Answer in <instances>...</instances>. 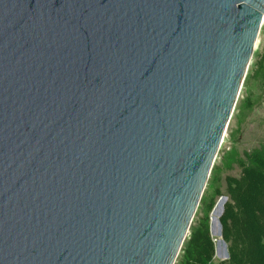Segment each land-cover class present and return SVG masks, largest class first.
Instances as JSON below:
<instances>
[{"label":"water","instance_id":"95a60500","mask_svg":"<svg viewBox=\"0 0 264 264\" xmlns=\"http://www.w3.org/2000/svg\"><path fill=\"white\" fill-rule=\"evenodd\" d=\"M263 20L264 0H0V264H176Z\"/></svg>","mask_w":264,"mask_h":264},{"label":"trees","instance_id":"16d2710c","mask_svg":"<svg viewBox=\"0 0 264 264\" xmlns=\"http://www.w3.org/2000/svg\"><path fill=\"white\" fill-rule=\"evenodd\" d=\"M264 77V61L261 63ZM248 109L252 108L250 102ZM227 168L238 165L239 177L226 178L228 201L220 218L222 237L229 259L219 264H264V143L243 157L231 155ZM216 190L205 205L204 216L194 226L182 250L178 264H212L215 244L210 233L209 213L215 205Z\"/></svg>","mask_w":264,"mask_h":264},{"label":"rangeland","instance_id":"374dc122","mask_svg":"<svg viewBox=\"0 0 264 264\" xmlns=\"http://www.w3.org/2000/svg\"><path fill=\"white\" fill-rule=\"evenodd\" d=\"M264 61V25L261 28L256 50L254 52L247 78L243 85L236 109L230 121L226 136L216 158V162L206 187L204 196L200 206L194 217L191 230L199 220L204 216L205 205L215 196L216 190L222 193L215 197V205L209 213L210 233L215 244V257L212 264H219L225 261L227 254V245L220 244V257L216 256V237L214 233L221 232L220 218L216 223V227L212 230L211 215L218 204H222V197L226 195V178L229 176L239 177L241 170L238 165H233L232 169L227 168V163L231 159V155L235 153L237 157H243L245 152H250L255 148H259L264 143V77L261 73V63ZM250 102L252 108L248 109L247 103ZM226 204V203H225ZM224 204V206H225ZM224 211V210H223ZM220 214V207H219ZM223 215V214H222ZM190 230V233H191ZM222 239V237H221ZM187 242V240H186ZM184 243V246L186 244ZM183 246V248H184ZM182 248V250H183ZM223 252V253H222ZM222 255V256H221ZM229 255V253H228ZM182 251L176 261H180Z\"/></svg>","mask_w":264,"mask_h":264},{"label":"bare ground","instance_id":"6f19581e","mask_svg":"<svg viewBox=\"0 0 264 264\" xmlns=\"http://www.w3.org/2000/svg\"><path fill=\"white\" fill-rule=\"evenodd\" d=\"M264 25V20L262 21V26ZM257 45V44H256ZM224 200V202H223V205L221 204H218L217 206H216V208L213 210V212H212V215H211V225H212V230H214V228L216 227L215 225H216V223L218 222V220H219V217H221L222 216V214H223V210H224V204L226 203L225 202V199H223ZM219 207H220V214H219ZM221 229V228H220ZM215 237H216V256L217 257H220V244H221V242H222V244L224 245V246H226V244L223 242V237H222V234H221V232H218V233H214L213 234ZM221 237H222V239H221ZM223 253V252H222ZM222 256V255H221ZM227 257V254H226V256H225V258Z\"/></svg>","mask_w":264,"mask_h":264}]
</instances>
